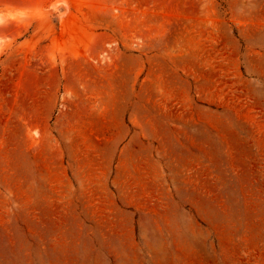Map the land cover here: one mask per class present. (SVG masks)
<instances>
[{
  "label": "rangeland",
  "instance_id": "rangeland-1",
  "mask_svg": "<svg viewBox=\"0 0 264 264\" xmlns=\"http://www.w3.org/2000/svg\"><path fill=\"white\" fill-rule=\"evenodd\" d=\"M0 264H264V0H0Z\"/></svg>",
  "mask_w": 264,
  "mask_h": 264
}]
</instances>
